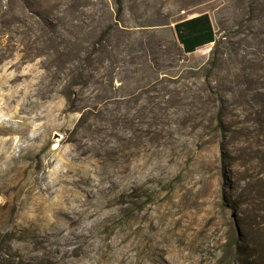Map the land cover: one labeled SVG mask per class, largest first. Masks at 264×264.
<instances>
[{"label":"rangeland","instance_id":"obj_1","mask_svg":"<svg viewBox=\"0 0 264 264\" xmlns=\"http://www.w3.org/2000/svg\"><path fill=\"white\" fill-rule=\"evenodd\" d=\"M263 88L264 0H0V264H264Z\"/></svg>","mask_w":264,"mask_h":264},{"label":"crops","instance_id":"obj_2","mask_svg":"<svg viewBox=\"0 0 264 264\" xmlns=\"http://www.w3.org/2000/svg\"><path fill=\"white\" fill-rule=\"evenodd\" d=\"M173 38L182 52L192 54L210 45L216 36L211 16L199 12L171 24Z\"/></svg>","mask_w":264,"mask_h":264},{"label":"trees","instance_id":"obj_3","mask_svg":"<svg viewBox=\"0 0 264 264\" xmlns=\"http://www.w3.org/2000/svg\"><path fill=\"white\" fill-rule=\"evenodd\" d=\"M118 6H119V3H118ZM119 10H120V6L118 7V11ZM174 42H176V41L174 40ZM213 43H214V51L216 50V52H219V47H218L215 39L213 40ZM263 90H264V88H263ZM256 96H258L259 106H261L264 109V92L259 91L256 93ZM220 101H222V104H223V102H226V98L220 97ZM254 121H257V120H254ZM217 127H218V129H221L222 131H224V115H223V112H221V111L219 112V114L217 116ZM224 145H225V143L221 142L220 148H221L222 155H224V147H225ZM235 238L236 239H235L234 243H235V245H237L239 243V241H241V239L243 238V234L239 233ZM238 251H240V254L242 253V251L238 250V247H237L235 249V255H239Z\"/></svg>","mask_w":264,"mask_h":264}]
</instances>
